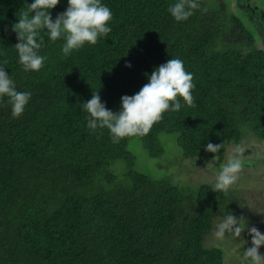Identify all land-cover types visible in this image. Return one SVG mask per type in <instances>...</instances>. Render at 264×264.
I'll list each match as a JSON object with an SVG mask.
<instances>
[{
    "label": "trees",
    "instance_id": "obj_1",
    "mask_svg": "<svg viewBox=\"0 0 264 264\" xmlns=\"http://www.w3.org/2000/svg\"><path fill=\"white\" fill-rule=\"evenodd\" d=\"M30 2L0 0V64L31 93L19 117L0 99V264H222V252L203 243L215 219L237 214L234 192L155 180L136 170L128 145L139 140L157 158L158 135L175 134L184 159L216 165L247 134L264 143V49L255 34L223 1L198 0L177 22L167 10L175 0H102L113 14L108 34L67 57L62 39L45 36L43 67L26 72L10 29ZM66 6L59 0L52 17ZM169 58L193 74L192 106L181 101L180 111L118 143L106 128L86 127L80 103L93 91L118 111L120 97ZM207 143L221 148L207 152Z\"/></svg>",
    "mask_w": 264,
    "mask_h": 264
},
{
    "label": "clouds",
    "instance_id": "obj_2",
    "mask_svg": "<svg viewBox=\"0 0 264 264\" xmlns=\"http://www.w3.org/2000/svg\"><path fill=\"white\" fill-rule=\"evenodd\" d=\"M58 3L59 0H31L25 4L26 7L18 10L17 20L11 24L10 30L17 39L14 47L18 62L26 72L38 71L43 67L46 57L39 54V50L45 36L53 42L62 39L61 52L67 57L85 43L96 44L98 38L111 31L108 22L113 14L102 0H67L64 11L53 18L50 10ZM198 8V0H175L167 10L175 21L180 22L187 20ZM125 66L131 67L130 63ZM146 80L134 94L120 97L118 111L108 109L101 101L98 90L93 91L87 101L80 103L87 113L86 127L92 131L106 128L113 143H118L126 136L146 133L155 122L161 120L165 112L180 111L181 101L184 105H193V74L185 69L183 60L167 59L153 68L150 75L146 74ZM30 96L29 91L17 90L14 80L0 64V99L8 98L13 117H19L24 112ZM220 148L221 144L207 143L205 146L210 153H216ZM232 152L234 154L221 164L216 176L215 188L218 190H227L232 186L245 166L241 155L243 149L236 145ZM246 228L251 237V247L243 254L251 264H264V255L258 252L259 247L264 245V233L255 226L249 227L243 217L226 211L216 225L215 235L222 238L231 234L239 238Z\"/></svg>",
    "mask_w": 264,
    "mask_h": 264
},
{
    "label": "rangeland",
    "instance_id": "obj_3",
    "mask_svg": "<svg viewBox=\"0 0 264 264\" xmlns=\"http://www.w3.org/2000/svg\"><path fill=\"white\" fill-rule=\"evenodd\" d=\"M206 4L221 6L223 1L229 4L231 14L239 16L245 26L256 36L257 47L264 49V0H202ZM219 6V7H220ZM175 134L160 133L158 143L163 152L157 158L149 157L139 140H131L128 148L135 159V168L155 180H171L183 187L196 189L202 184H208L215 188L216 176L221 164L225 163L229 156L233 155L235 145L230 144L224 155V160L214 164L215 160L204 157L192 161L184 159L182 150L178 147ZM242 157L245 166L238 175L237 181L225 191H232L238 198L236 216L246 220L247 225L255 226L264 233V143L254 136L247 134L244 137ZM116 167L122 168L118 162ZM222 220L217 218L213 224L212 233L204 239L205 248H217L222 252V264H251L243 251L251 247V237L247 228L239 238L227 234L224 237L215 235L216 225ZM264 255V245L258 249Z\"/></svg>",
    "mask_w": 264,
    "mask_h": 264
}]
</instances>
